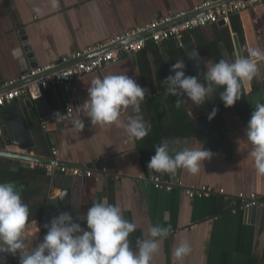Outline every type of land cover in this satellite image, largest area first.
I'll list each match as a JSON object with an SVG mask.
<instances>
[{
    "label": "crops",
    "instance_id": "obj_1",
    "mask_svg": "<svg viewBox=\"0 0 264 264\" xmlns=\"http://www.w3.org/2000/svg\"><path fill=\"white\" fill-rule=\"evenodd\" d=\"M206 1L211 0H0V93L5 91V83L35 68L31 67L33 64H57L73 52L106 43L113 36L136 30L169 13L189 11ZM233 35L237 36L243 55H247L248 48H264V6L256 4L243 10L231 18L228 26L197 29L183 38L193 40L206 72L220 59L231 61L237 57ZM182 39L158 46L148 44L137 55L80 78L69 119H54L57 112L64 115L67 92L56 87L45 90L40 100L46 102L45 113H50L45 118V129L37 120L38 113L32 112L33 117L23 100H18L38 144L34 155L52 159L51 149L58 148L57 162L93 171L89 179L57 174L51 188L49 179L41 173L15 183L29 206L30 221L37 224L31 226V231L36 232L33 247L43 239L47 231L44 226L54 216L64 211L82 215L94 201L106 198L121 207L125 219L136 224V231L129 237L133 250L136 239L150 238L151 226L170 227L152 264H264V208L251 214L239 209L235 199L239 193L264 197V175L257 173L248 155L252 145L245 135L256 103L264 102V62H259L258 75L244 85V96L233 107L224 106L218 91L198 107L184 96L186 105L177 108L176 97L166 95V85L162 83L174 75L170 69L177 60L185 62L186 75L195 76L181 49ZM26 46L32 59L27 58ZM107 74H127L150 90L142 114L151 131L143 141L125 143L123 127L92 125L87 114L76 109L88 98L91 81ZM213 108L218 111L209 121ZM132 115L131 109L122 111L121 122L126 124ZM77 118L84 119L83 131L74 126ZM0 119L2 123L1 112ZM162 141L169 144L173 154L184 147H204L213 155L196 175L186 169H178L176 175L157 173L149 170L148 163ZM95 165H100L101 170L97 171ZM36 167L41 165L0 157V170ZM153 178L168 183L179 180L185 187L213 186L222 189L224 195L188 199L178 188L171 192L155 189ZM63 189L70 191L66 207L59 200ZM51 192L53 197L48 200ZM183 240L190 243L192 251L178 262L173 251ZM2 259L5 264H19L18 255H5Z\"/></svg>",
    "mask_w": 264,
    "mask_h": 264
},
{
    "label": "clouds",
    "instance_id": "obj_2",
    "mask_svg": "<svg viewBox=\"0 0 264 264\" xmlns=\"http://www.w3.org/2000/svg\"><path fill=\"white\" fill-rule=\"evenodd\" d=\"M190 55L193 59L199 58L198 51ZM259 62H264V48H248L247 55L241 54L231 61L220 59L209 66L201 80L186 75L185 62L177 60L170 69L174 75H169L162 84L166 85V95L176 97L177 108L186 105L184 96L198 107L205 105L218 91L224 106L231 108L244 96V85L258 75ZM87 93L88 98L76 109L86 113L92 125L123 127L125 143L143 141L149 135L151 128L142 114V105L151 93L135 79L127 74H107L93 79ZM128 109L134 115L124 124L121 113ZM217 111L212 109L209 121L215 118ZM189 114L192 116L191 111ZM64 117L59 112L54 114L57 122ZM74 126L83 131L84 119L74 120ZM245 135L252 145L248 155L254 161L257 173L264 175V102L256 103ZM154 150L155 155L148 163L149 170L171 175H176L178 169L196 175L201 165L213 155L204 147H184L173 154L166 141ZM33 223L36 221H30L29 206L22 200L15 183L0 182V264H5L2 259L5 255H18L19 264H152L171 230L160 224L151 226L148 230L150 238L136 239L133 250L129 237L136 231V224L125 219L121 207L110 204L106 198L94 201L82 215L74 216L72 212L64 211L54 216L44 226L47 231L43 239L34 247ZM191 251L190 243L183 240L174 248L173 256L182 262Z\"/></svg>",
    "mask_w": 264,
    "mask_h": 264
},
{
    "label": "built area",
    "instance_id": "obj_3",
    "mask_svg": "<svg viewBox=\"0 0 264 264\" xmlns=\"http://www.w3.org/2000/svg\"><path fill=\"white\" fill-rule=\"evenodd\" d=\"M256 4L264 6V0H232L228 3H225V0L206 1L189 11L169 13L165 17L143 25L136 30L113 36L106 43L90 45L83 51L73 52L62 57L57 64L30 69L17 79H12L3 85L2 88L5 91L0 93V112L4 107L18 100L29 99L31 102L37 103L43 98L45 90L56 87L62 88L68 94L69 99L64 105V118L69 119L72 117V102L76 96V85L80 78L90 75L107 65L117 63L124 57L135 56L143 51L148 44L158 46L170 40L178 41L186 34L197 29L219 26V24H222L223 27L228 26L233 16L239 15L243 10ZM87 56L90 57L86 58ZM70 63L73 64L68 65ZM63 65H65L63 69L57 70L59 66ZM31 80L32 82L17 86L18 83ZM39 90L40 97L38 99ZM40 124L42 129H45V118H40ZM1 138L2 123L0 119ZM14 149L16 153H25L17 148ZM50 154L57 162L60 155L59 149L52 148ZM41 167L47 173L50 188L57 174L81 179H89L93 175V171L88 169L82 170L56 165H41ZM102 170L104 173L105 169ZM151 182L155 189H164L166 192H171L174 188L181 189L188 199L224 195L222 189L213 186L192 185L185 187L179 180L168 183L161 181L159 178H153ZM52 197L51 192L48 200ZM235 199L238 208L243 211L264 208V197L256 194L245 195L239 193Z\"/></svg>",
    "mask_w": 264,
    "mask_h": 264
},
{
    "label": "water",
    "instance_id": "obj_4",
    "mask_svg": "<svg viewBox=\"0 0 264 264\" xmlns=\"http://www.w3.org/2000/svg\"><path fill=\"white\" fill-rule=\"evenodd\" d=\"M225 3L228 2L225 1ZM219 27H223V25L219 24ZM22 40L25 41V38H23ZM232 41L235 47L236 55L237 56L241 55V51L236 35L232 36ZM180 45H181V49L188 58V61L193 69L194 75L202 80L205 74V70L201 57L199 55V58L193 59L190 55L193 51H198L193 40L190 37L183 38L181 40ZM24 50L27 54V58L32 59L33 57L29 52V48L26 46ZM33 66L36 67V65L34 64L31 65V67ZM28 82H32V80ZM17 86H20L19 83ZM23 104L25 105L27 111H31V113L32 112L34 113L35 111L38 113L37 120L39 122H40V118H47L50 116L49 112L45 113L47 112L46 109L47 105L45 101H39L37 103H33L29 99H24ZM1 115H2V138L0 139V157L16 160L20 162H26V163H35L40 165H56L62 167L64 166V167L87 170V168L84 166L78 167L76 165L74 166L67 165L66 163L56 162L53 158L52 159L43 158L33 154V151L35 152V150L38 149L37 148L38 144L35 141L33 133L30 129L21 102L16 101L10 105H7L1 110ZM11 148H17L21 151H24L25 153L24 154L16 153L12 151ZM30 153H32V155H30ZM95 169H97V171H100L101 170L100 165H95ZM69 196H70L69 190H64V189L61 190L59 200L62 201L63 207H66L68 205ZM256 210H257L256 208H253L248 211L249 213L253 214L255 213Z\"/></svg>",
    "mask_w": 264,
    "mask_h": 264
},
{
    "label": "trees",
    "instance_id": "obj_5",
    "mask_svg": "<svg viewBox=\"0 0 264 264\" xmlns=\"http://www.w3.org/2000/svg\"><path fill=\"white\" fill-rule=\"evenodd\" d=\"M34 170H30V169H21V170H0V181L3 182H14V183H18V182H22V181H26L28 179H31L32 176L34 175V173H41L44 176L46 175L47 177V173L45 171V169H43L42 167L38 168ZM48 178V177H47Z\"/></svg>",
    "mask_w": 264,
    "mask_h": 264
}]
</instances>
